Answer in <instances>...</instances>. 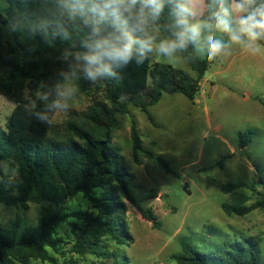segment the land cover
<instances>
[{
	"label": "trees",
	"instance_id": "obj_1",
	"mask_svg": "<svg viewBox=\"0 0 264 264\" xmlns=\"http://www.w3.org/2000/svg\"><path fill=\"white\" fill-rule=\"evenodd\" d=\"M92 2L8 0L7 13L0 14V96L14 105L6 130L0 126V163L6 162L17 176L14 183H0V205L23 212L34 204L41 205L35 223L17 215L11 226L0 224V264H31L34 260L45 264H84L88 257H93L96 264H111L110 260L112 264H124L120 251L111 250V244L119 248L134 242L126 219L128 204L154 227L159 223L154 211L145 208L131 193L129 184L134 174L112 141L116 118L127 114L130 106L148 112L164 93H180L195 100L201 81L228 47L227 41H222L225 47L218 55L210 59L207 51L201 58L196 43L186 40L185 47L178 49L195 76L171 65L154 64V45L150 49L145 46L149 36L136 28L129 14L121 9L117 18L109 10L102 18L90 10ZM95 2L102 6L106 0ZM178 2L187 4L191 12L187 20L195 24L189 0H162L159 14L144 0H137L134 5L125 0L126 5L140 13L143 8L148 27L171 41H178V33L183 31L176 22L180 18ZM205 3L207 9L201 18L215 25L219 6L214 0ZM261 6L264 0H252L240 18ZM238 21L233 26L239 29ZM126 33L136 41L129 60L124 63L105 58L103 63L109 70L99 73L95 80L85 77L83 81L91 99L84 118L103 129L105 138L97 139L75 120L67 123L64 135L52 137L60 89L72 63L71 48L82 56L90 51L87 45L98 40L126 42ZM257 41L264 45V36ZM248 134L240 133L243 146L249 142ZM130 136L135 161L145 154L167 167L162 157L143 147L135 125ZM225 159L218 163L222 165ZM222 190L229 199L222 204V210L229 216L243 217L264 210L262 177L253 183L223 184ZM79 195L89 202V207L68 212L69 203ZM61 223H69L71 238L59 235L57 226ZM261 241L260 237L243 236L205 250L183 240L182 252L172 255V259L177 264H264Z\"/></svg>",
	"mask_w": 264,
	"mask_h": 264
},
{
	"label": "rangeland",
	"instance_id": "obj_2",
	"mask_svg": "<svg viewBox=\"0 0 264 264\" xmlns=\"http://www.w3.org/2000/svg\"><path fill=\"white\" fill-rule=\"evenodd\" d=\"M196 16L195 24L201 25V36L195 41L198 55L203 58L208 51L207 37L214 36L227 41L228 47L201 81V91L191 101L180 93H164L159 103L149 107L148 112L130 106L129 112L118 115L112 131L113 144L121 149L126 165L134 174L129 184L133 196L152 209L157 216L158 227L145 220L128 204L126 219L134 238L131 246L117 247L124 264H177L172 255L182 252V241L187 240L202 249L215 248L226 239L256 236L261 241L264 258V210H256L243 217L229 216L222 210L228 196L223 184L232 182H257L264 178V45L251 41L238 28L239 37L233 41L229 34L219 32L215 25L202 19L206 11L205 0H189ZM214 2L219 6L218 0ZM228 0V19L239 20L242 12L231 8ZM8 0H0V14H6ZM139 31L153 38L152 63L171 65L196 73L183 53L177 48L170 53L159 50L164 38L159 31L150 28L141 13L130 6L126 11ZM259 51H255L256 47ZM72 63L67 78L60 89V104L52 122L50 135L60 137L67 123L75 120L97 139L105 138V131L84 118L91 106V99L84 89L86 61L77 59L71 48ZM213 85L210 90L205 83ZM13 103L0 96V126L6 130V122L13 111ZM135 125L140 133L143 147L162 157L164 168L145 154L135 161L131 128ZM248 132L249 142L242 145L240 133ZM226 157L222 165L218 162ZM0 183L16 180V173L6 162L0 163ZM188 185L187 190L184 187ZM89 207V202L79 195L69 203L68 212ZM41 205H32L23 212L15 207L0 205V224L11 226L17 215L32 223L38 218ZM71 220V219H70ZM63 238H71L69 223L57 226ZM84 264H96L93 257ZM113 263V260H110ZM31 264H45L39 260Z\"/></svg>",
	"mask_w": 264,
	"mask_h": 264
},
{
	"label": "clouds",
	"instance_id": "obj_3",
	"mask_svg": "<svg viewBox=\"0 0 264 264\" xmlns=\"http://www.w3.org/2000/svg\"><path fill=\"white\" fill-rule=\"evenodd\" d=\"M88 2V0H85ZM145 4L153 6V11L156 14L162 10V0H144ZM219 12L215 14V29L222 33L229 34L233 41H238L239 37L235 34V29L228 19L229 7L227 6L228 0H218ZM137 0H131V4H136ZM252 0H232L231 8L235 12H245L246 5H250ZM84 5L81 4L82 8ZM177 15L180 17L176 22L178 25L183 26V31L178 33L179 39L173 41H161L159 44V50L162 53H170L177 48L185 47V41L191 40L197 41L201 36L200 24H189L187 15H190V9L185 2H178L176 5ZM121 9L124 11L130 10V5H126L125 0H106L101 6L99 3L93 0L91 4V11L98 12L100 17H104L110 10L111 14L119 18ZM141 20H143V8L141 9ZM239 31L242 34L248 36L251 41H256L258 38L264 36V6L252 11L246 16H242L239 21ZM95 31V30H94ZM124 43H110L109 40H98L94 44L87 45L90 49L89 52L82 56L78 54L77 59H83L86 61V75L88 78L95 80L97 75L102 71H108V66L103 63L104 59L112 61H121L126 63L131 55L132 46L136 41L127 33L125 34ZM153 43V38L149 37L145 41V46L149 49ZM207 45L209 51V58H213L218 55L225 47L224 43L215 38L212 35L207 37ZM259 47L255 48V51H259ZM98 65V66H97Z\"/></svg>",
	"mask_w": 264,
	"mask_h": 264
},
{
	"label": "water",
	"instance_id": "obj_4",
	"mask_svg": "<svg viewBox=\"0 0 264 264\" xmlns=\"http://www.w3.org/2000/svg\"><path fill=\"white\" fill-rule=\"evenodd\" d=\"M204 85H205V88H206L207 90H210V88H211V86H212L210 82H206ZM187 188H188V185H186V186L184 187V190L186 191Z\"/></svg>",
	"mask_w": 264,
	"mask_h": 264
},
{
	"label": "crops",
	"instance_id": "obj_5",
	"mask_svg": "<svg viewBox=\"0 0 264 264\" xmlns=\"http://www.w3.org/2000/svg\"><path fill=\"white\" fill-rule=\"evenodd\" d=\"M242 14H243V12H242ZM242 14H241V15H242ZM206 77H208L207 74H206ZM212 82H213V83H212V86H213V85L215 86L216 84H214V81H212ZM212 86H211V87H212Z\"/></svg>",
	"mask_w": 264,
	"mask_h": 264
}]
</instances>
